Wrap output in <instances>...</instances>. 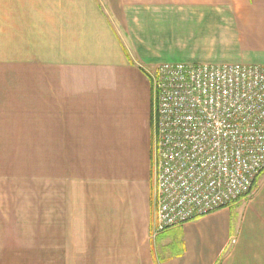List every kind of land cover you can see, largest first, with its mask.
Returning a JSON list of instances; mask_svg holds the SVG:
<instances>
[{
  "label": "crops",
  "instance_id": "crops-1",
  "mask_svg": "<svg viewBox=\"0 0 264 264\" xmlns=\"http://www.w3.org/2000/svg\"><path fill=\"white\" fill-rule=\"evenodd\" d=\"M164 64L263 66L264 0H0V264H264L262 175L152 235Z\"/></svg>",
  "mask_w": 264,
  "mask_h": 264
},
{
  "label": "built area",
  "instance_id": "built-area-1",
  "mask_svg": "<svg viewBox=\"0 0 264 264\" xmlns=\"http://www.w3.org/2000/svg\"><path fill=\"white\" fill-rule=\"evenodd\" d=\"M149 78L157 236L252 193L264 172V65L164 64Z\"/></svg>",
  "mask_w": 264,
  "mask_h": 264
},
{
  "label": "rangeland",
  "instance_id": "rangeland-1",
  "mask_svg": "<svg viewBox=\"0 0 264 264\" xmlns=\"http://www.w3.org/2000/svg\"><path fill=\"white\" fill-rule=\"evenodd\" d=\"M66 169L73 171V173H72V175H73V174H76L77 172H80V170L82 172V170H84V169L85 170L91 169V162H69V161H65V170ZM263 175H264V172L262 173V177L260 178L259 183H258V186L256 187L257 190H260L261 189V183H260V181L264 179ZM150 178H151V191H152V187H153V183H154V177H153V174H152V168H151V177ZM71 179H74V178L71 177ZM249 196H247V197H249ZM247 197H244L243 199H247Z\"/></svg>",
  "mask_w": 264,
  "mask_h": 264
},
{
  "label": "trees",
  "instance_id": "trees-1",
  "mask_svg": "<svg viewBox=\"0 0 264 264\" xmlns=\"http://www.w3.org/2000/svg\"><path fill=\"white\" fill-rule=\"evenodd\" d=\"M262 173H263V172H262ZM262 173H261L260 175H262ZM260 175H259V176H260ZM259 176H258V177H259ZM258 177H257V178H258ZM256 180H257V179H256ZM256 180H255V181H254V183H253V186H252V189H251V191H253V189H254V187H255Z\"/></svg>",
  "mask_w": 264,
  "mask_h": 264
}]
</instances>
